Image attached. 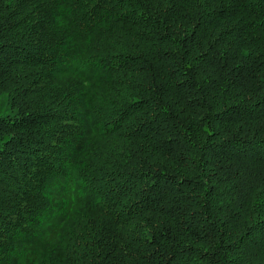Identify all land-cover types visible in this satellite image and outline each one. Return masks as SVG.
I'll use <instances>...</instances> for the list:
<instances>
[{
    "label": "trees",
    "instance_id": "1",
    "mask_svg": "<svg viewBox=\"0 0 264 264\" xmlns=\"http://www.w3.org/2000/svg\"><path fill=\"white\" fill-rule=\"evenodd\" d=\"M0 264H264V0H0Z\"/></svg>",
    "mask_w": 264,
    "mask_h": 264
}]
</instances>
